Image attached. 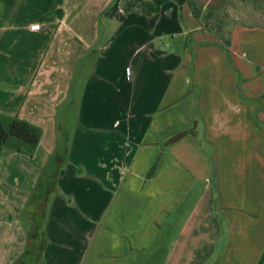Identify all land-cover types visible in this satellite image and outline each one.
<instances>
[{
  "label": "crops",
  "instance_id": "1",
  "mask_svg": "<svg viewBox=\"0 0 264 264\" xmlns=\"http://www.w3.org/2000/svg\"><path fill=\"white\" fill-rule=\"evenodd\" d=\"M128 1L0 0V264H264V0Z\"/></svg>",
  "mask_w": 264,
  "mask_h": 264
},
{
  "label": "trees",
  "instance_id": "2",
  "mask_svg": "<svg viewBox=\"0 0 264 264\" xmlns=\"http://www.w3.org/2000/svg\"><path fill=\"white\" fill-rule=\"evenodd\" d=\"M168 0H130L124 5L125 11H136L153 14L160 10L161 5ZM180 9L187 4L193 15H201L200 8L194 0H173ZM246 1V0H240ZM204 24L217 34H220L225 25L226 14L206 12L203 14ZM223 44L228 45L229 39L221 35ZM41 129L17 117L0 115V145L10 148L18 153L31 157L39 144Z\"/></svg>",
  "mask_w": 264,
  "mask_h": 264
},
{
  "label": "built area",
  "instance_id": "3",
  "mask_svg": "<svg viewBox=\"0 0 264 264\" xmlns=\"http://www.w3.org/2000/svg\"><path fill=\"white\" fill-rule=\"evenodd\" d=\"M258 67V66H257Z\"/></svg>",
  "mask_w": 264,
  "mask_h": 264
}]
</instances>
